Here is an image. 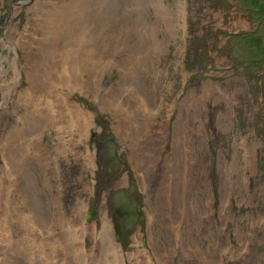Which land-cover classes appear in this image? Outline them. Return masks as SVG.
<instances>
[{
  "label": "rangeland",
  "instance_id": "1",
  "mask_svg": "<svg viewBox=\"0 0 264 264\" xmlns=\"http://www.w3.org/2000/svg\"><path fill=\"white\" fill-rule=\"evenodd\" d=\"M107 222L108 264H264V0H0V264Z\"/></svg>",
  "mask_w": 264,
  "mask_h": 264
},
{
  "label": "bare ground",
  "instance_id": "2",
  "mask_svg": "<svg viewBox=\"0 0 264 264\" xmlns=\"http://www.w3.org/2000/svg\"><path fill=\"white\" fill-rule=\"evenodd\" d=\"M58 47V46H57ZM53 49V48H52ZM74 52H72V55L73 56H82L86 54V52H84L82 49H79L77 52H75V50L73 49ZM83 51V52H82ZM82 53V54H81ZM87 57V56H86ZM75 58V57H74ZM66 61V60H65ZM70 63V62H73V58H68L67 60V63ZM89 62V61H88ZM78 65V64H77ZM89 65V64H87ZM69 66V65H68ZM87 68V67H86ZM69 79V78H68ZM76 79V78H75ZM79 82V81H78ZM81 82V81H80ZM109 92V91H108ZM116 99L114 97H111L109 98L108 101V104L109 106H113V105H119L118 108H116L115 106V109L116 111H119L123 114V120H122V123H123V126H125L127 124V122H130V120H133L135 118H137L138 116H142V111L139 110L141 109L138 104H132L131 101H126V102H123L121 103L122 106L124 107H120V102H116L115 101ZM125 100H127L125 98ZM119 101V100H118ZM140 105V104H139ZM76 106L73 107V109H75ZM70 108V107H69ZM113 108V110H115ZM112 110V111H113ZM79 112L80 114H83L84 112L80 109V107H76V112ZM118 112V113H119ZM120 113V114H121ZM79 114V115H80ZM84 115V114H83ZM83 118V117H82ZM84 120V118H83ZM86 121V120H85ZM89 124V123H88ZM110 224L109 222H107L106 224L103 223V226H102V231H101V234H100V237L98 236V239H97V246H98V249L100 250L101 249V253L100 255L103 257V261H104V264H108L107 262V259H109V263H112L111 261H115L118 259V244H116L115 242V238L113 237V230L111 229V227H109ZM100 252V251H99ZM99 255V256H100ZM106 261V263H105Z\"/></svg>",
  "mask_w": 264,
  "mask_h": 264
}]
</instances>
